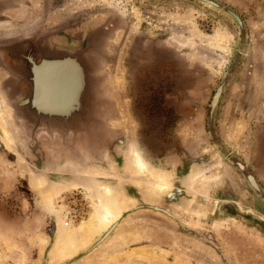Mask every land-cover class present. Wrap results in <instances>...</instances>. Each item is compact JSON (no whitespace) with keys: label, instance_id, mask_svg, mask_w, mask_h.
<instances>
[{"label":"rangeland","instance_id":"1","mask_svg":"<svg viewBox=\"0 0 264 264\" xmlns=\"http://www.w3.org/2000/svg\"><path fill=\"white\" fill-rule=\"evenodd\" d=\"M212 1L240 17L243 41L196 0H0V264H264V203L229 160L264 193V0ZM28 51L77 57L83 120L27 114ZM232 63L212 119L220 150L208 109ZM34 80L36 107H72L68 63ZM78 190L90 208L71 222Z\"/></svg>","mask_w":264,"mask_h":264},{"label":"water","instance_id":"2","mask_svg":"<svg viewBox=\"0 0 264 264\" xmlns=\"http://www.w3.org/2000/svg\"><path fill=\"white\" fill-rule=\"evenodd\" d=\"M202 4H205L206 6L220 11L223 14L229 16L235 23L238 31V39L240 41H243L245 39V30L243 23L240 19V17L231 9L228 7H225L219 3H216L212 0H196ZM29 55L31 60L27 62V64L22 62V59L24 56ZM45 62H49L50 64L54 66H60L62 63H68L70 65V68H72L78 75L79 83L77 84V90L76 93L73 95L74 101L70 103L72 107L66 111V112H60V111H48L46 109L38 108L36 107L34 103V97H35V80H34V72L35 68L39 67L40 65L44 64ZM234 63H232L228 69V71L225 73L219 84L216 86L214 93L211 97L210 103H209V109H208V117H207V127H208V133L210 137L212 138V142L215 146L220 148L222 150L221 143L215 139V135L213 132V115L214 110L217 105L218 99L220 97V94L222 93L224 87L227 84V81L230 77V74L233 72ZM18 74L22 77V79L30 85V93L28 98L25 100L26 103V112L29 114L31 118H33L35 121L38 122L39 125L43 126H49V124L56 123L58 127L63 126H71L76 125L78 118L80 116L81 111V97L84 92L85 87V74L84 69L80 62L78 61L77 57L70 54H62L60 56H41L38 60H35L33 56L32 51H28L25 55L20 56V61L18 68L16 69ZM231 164L240 172L242 178L246 182L249 189L255 194L257 198H259L264 203V193L260 189L259 185L257 184L256 180L254 179L253 175L246 171L245 166L242 162L239 160H236L235 158L230 157L229 158Z\"/></svg>","mask_w":264,"mask_h":264},{"label":"built area","instance_id":"3","mask_svg":"<svg viewBox=\"0 0 264 264\" xmlns=\"http://www.w3.org/2000/svg\"><path fill=\"white\" fill-rule=\"evenodd\" d=\"M67 217L71 222H81L88 214L90 203L85 192H72L66 199Z\"/></svg>","mask_w":264,"mask_h":264},{"label":"flooded vegetation","instance_id":"4","mask_svg":"<svg viewBox=\"0 0 264 264\" xmlns=\"http://www.w3.org/2000/svg\"><path fill=\"white\" fill-rule=\"evenodd\" d=\"M36 54H37L38 57L40 56V54L38 52ZM15 59H16V62L18 63V60H19L18 56H16ZM84 72H85V70H84ZM23 85L24 86L22 88L23 89L22 90V97H23V99L24 98L27 99L28 96H29V93H30V85L28 83H26L25 81H24ZM90 97L91 96L88 93V91L86 89H84V92H83L82 97H81V113H80L81 120H83L85 118V116L87 115V113H86V107H87L86 103H89V102L91 103ZM24 104L26 105L25 101H24ZM22 107L24 108L25 106L22 105Z\"/></svg>","mask_w":264,"mask_h":264},{"label":"bare ground","instance_id":"5","mask_svg":"<svg viewBox=\"0 0 264 264\" xmlns=\"http://www.w3.org/2000/svg\"><path fill=\"white\" fill-rule=\"evenodd\" d=\"M48 67V66H47ZM46 68V67H45ZM50 69V68H49ZM51 70V69H50ZM45 71H46V69H45ZM43 72H44V70H43ZM43 74V73H42ZM45 75H47V74H45ZM43 98V97H42ZM3 117V116H2ZM133 155H134V160H135V164H136V166L138 167V169H140L141 171H143L144 170V172L146 171L145 170V164H144V162L142 161V159H141V157H140V155H139V153H138V151H136V150H134V152H133ZM103 209H105V210H107L106 208H102V211H103ZM105 213H106V215L105 216H102V218H100V219H106L107 217L106 216H109V214H108V210H107V212L106 211H104Z\"/></svg>","mask_w":264,"mask_h":264},{"label":"trees","instance_id":"6","mask_svg":"<svg viewBox=\"0 0 264 264\" xmlns=\"http://www.w3.org/2000/svg\"><path fill=\"white\" fill-rule=\"evenodd\" d=\"M170 124V123H169Z\"/></svg>","mask_w":264,"mask_h":264}]
</instances>
